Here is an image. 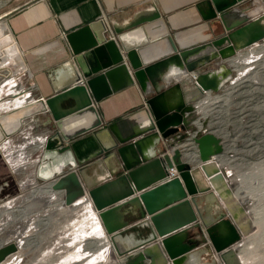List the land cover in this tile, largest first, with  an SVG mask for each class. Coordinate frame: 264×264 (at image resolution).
Listing matches in <instances>:
<instances>
[{
  "label": "water",
  "instance_id": "95a60500",
  "mask_svg": "<svg viewBox=\"0 0 264 264\" xmlns=\"http://www.w3.org/2000/svg\"><path fill=\"white\" fill-rule=\"evenodd\" d=\"M199 9L221 34L185 49L169 36L172 53L154 62H146L147 50L129 47L124 36L161 17L151 6L120 25L100 18L67 32L68 55L41 68L50 86L41 112L54 131L44 140L34 179L63 193L66 205L89 199L110 248L105 264H223L252 231L231 170L218 161L223 138L201 131L194 118L200 101L186 102L180 80L168 82L195 72L199 93L222 92L236 79L230 61L264 41V0H203ZM135 85L146 96L143 109L104 126L97 105ZM101 127L94 133L97 147L80 157L71 141ZM193 127L195 162L183 158L184 146L174 147ZM102 158L111 161L115 176L86 186L96 175L93 162L87 163ZM171 168L177 175L168 179ZM17 250L13 240L0 244V264Z\"/></svg>",
  "mask_w": 264,
  "mask_h": 264
},
{
  "label": "crops",
  "instance_id": "0c3cea01",
  "mask_svg": "<svg viewBox=\"0 0 264 264\" xmlns=\"http://www.w3.org/2000/svg\"><path fill=\"white\" fill-rule=\"evenodd\" d=\"M202 1L0 0V16L6 14V17L0 21L5 26L6 33L17 45L16 53L27 67L29 81L28 85L21 86L22 90L10 84V93L0 95V191L12 192L15 187L21 191L15 176L16 172L22 176L23 188L26 185L35 188L31 173L39 162V155L48 132H53V128L45 125L47 117L41 112V99L50 93V86L41 68L68 55L63 39L64 34L100 18L108 26L111 22L120 25L136 12L155 6L161 13L159 19L139 25L124 34L130 42L129 47L147 50L145 60L150 63L172 53L168 42L169 36L174 39L179 49H185L221 34L220 25L214 23L211 27L203 20L201 9H199ZM11 55L13 54H6L4 57ZM8 76L4 71L0 73V78L4 79ZM177 80H180L186 102H190L193 98L200 101L199 109L194 117L200 128L204 122V113L208 111L201 109V105L209 104L211 107L217 104L219 99L216 95L218 94L208 96L206 93H199L194 87L191 74L182 75L179 79H170L168 84L173 85ZM230 85L232 84H227L223 90ZM22 100L27 102L12 111L7 110ZM145 100L146 96L139 86L135 85L106 97L97 105V109L106 126L112 121L143 109ZM12 113L16 114L14 119L8 117ZM198 114L201 116L198 117ZM196 128L198 127L189 129L181 138L177 137L174 144V147L184 146L188 155L185 154L183 158L192 162L196 161L197 149L192 140V134L195 133ZM209 128L207 123H203L201 131L211 130L220 136L215 130ZM103 129L101 127L90 131L71 141L76 143L80 157L97 147L94 133ZM102 136L105 135L102 134ZM10 155L11 157H8ZM24 156L26 157L23 159ZM35 159H37L36 164H33ZM218 161L221 165L226 164L223 158ZM92 162L94 164L92 169L96 175L89 181H84L86 186H93L96 181L115 176L110 160L104 161L102 158L101 163L97 164L96 159H93L87 164ZM88 174L93 175V171H89ZM80 176L84 180L82 175ZM24 193L26 196L28 191ZM140 236L139 233L137 237Z\"/></svg>",
  "mask_w": 264,
  "mask_h": 264
},
{
  "label": "rangeland",
  "instance_id": "374dc122",
  "mask_svg": "<svg viewBox=\"0 0 264 264\" xmlns=\"http://www.w3.org/2000/svg\"><path fill=\"white\" fill-rule=\"evenodd\" d=\"M4 28L0 21V73L9 75L0 78L2 96L10 93V84L18 90L29 84L27 67L18 54L4 57L11 42ZM237 65L236 82L216 95L217 104L201 105L208 110L203 120L224 140V165L231 170L230 181L236 185L237 198L252 228L238 249L229 250L221 263L264 264V41L245 50ZM15 176L21 191L18 187L12 192L0 191V243L14 239L20 247L3 264L109 261L108 246L86 197L66 205L63 193H54L47 184L23 188L21 174L16 172ZM26 190L24 202H11L2 208Z\"/></svg>",
  "mask_w": 264,
  "mask_h": 264
},
{
  "label": "bare ground",
  "instance_id": "6f19581e",
  "mask_svg": "<svg viewBox=\"0 0 264 264\" xmlns=\"http://www.w3.org/2000/svg\"><path fill=\"white\" fill-rule=\"evenodd\" d=\"M258 44V43H257ZM257 44H255V45H257ZM255 45H253V46H255ZM252 46V47H253ZM252 47H250V48H252ZM249 48V49H250ZM17 45L15 44V42H13L12 40H11V42H10V45H9V48H8V50H7V52H6V54L8 55V54H14V53H16V51H17ZM246 50H248V49H246ZM245 51V50H244ZM244 51H241L235 58H234V60L233 61H230L234 66V68L236 69V73H235V77H236V79L233 81V79H232V81L233 82H228V83H226L225 85H224V87L227 85V84H234L235 82H236V80H237V74H238V72H239V67H238V61H239V57H240V55L244 52ZM246 60H248V59H246ZM249 61V60H248ZM241 62H244V61H241ZM12 86L13 87H16V85L15 84H12ZM207 95V94H206ZM25 102H27V101H24V100H22V102H20L19 104H17V105H15V106H13L12 108H10V109H7V110H9V111H12V109H14V108H17V107H19L20 105H22L23 103H25ZM9 118H12V119H14L15 117H16V114H14V113H12L11 115H9L8 116ZM202 126H203V122H202V125H200V128H202ZM41 151H42V149H41ZM196 156H197V151H196V154H195ZM9 157H11V155L9 156ZM26 156H24L23 157V159L25 158ZM22 159V160H23ZM36 160L37 159H35L34 160V162H33V164L35 163L36 164ZM39 160H40V155H39ZM38 164V163H37ZM31 180H32V183H33V185L36 187H43V186H45L46 184H42V183H39L38 181H36L35 179H34V172L32 171V173H31ZM21 185H23V182L21 181ZM18 196V195H17ZM24 196H25V193H23V194H21L20 196H18V197H15V198H13V199H10L7 203H6V205H4L2 208H5L6 206H8L11 202H24ZM88 199V198H87ZM88 201H89V199H88ZM90 202V201H89ZM90 205H91V203H90ZM91 209H92V211H93V217L95 218L94 220H96V223H97V227L100 229V231H102V235H103V241L105 242V236H104V231H103V228H102V226H101V224H100V222H99V220H98V218H97V215H96V213L94 212V210H93V208H92V206H91ZM7 241H11V240H7ZM6 241V242H7ZM13 241H15L14 239H13ZM6 242H4L3 244H5ZM16 242V244H17V246H18V248L20 247V245L18 244V242H17V240L15 241ZM0 244H2V243H0ZM106 244V243H105ZM240 244H241V242L240 243H238V245H236V247H235V249H238V247L240 246ZM108 246V245H107ZM106 252L108 253H110V248L108 247L107 248V250H106ZM12 257V256H11ZM230 258V257H229ZM9 259V258H8ZM4 263V262H3ZM2 263V264H3Z\"/></svg>",
  "mask_w": 264,
  "mask_h": 264
},
{
  "label": "built area",
  "instance_id": "2783aa9c",
  "mask_svg": "<svg viewBox=\"0 0 264 264\" xmlns=\"http://www.w3.org/2000/svg\"><path fill=\"white\" fill-rule=\"evenodd\" d=\"M191 75H192V78L194 79L195 76H196V73L193 72V73H191ZM176 175H177L176 170H175L174 168H171V169H169V171H168L167 178H168V179H171V178H174Z\"/></svg>",
  "mask_w": 264,
  "mask_h": 264
}]
</instances>
